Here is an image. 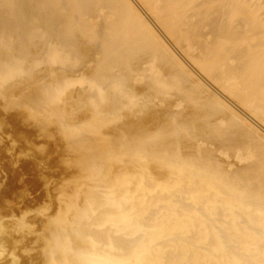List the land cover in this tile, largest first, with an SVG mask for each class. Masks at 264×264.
Returning a JSON list of instances; mask_svg holds the SVG:
<instances>
[{
  "label": "bare ground",
  "instance_id": "bare-ground-1",
  "mask_svg": "<svg viewBox=\"0 0 264 264\" xmlns=\"http://www.w3.org/2000/svg\"><path fill=\"white\" fill-rule=\"evenodd\" d=\"M39 64L53 85L33 77ZM73 81L93 129L127 113L95 135L75 238L98 217L121 236L93 249L127 258L108 264H264V0H0V87L25 82L40 110ZM117 152L132 171L111 173ZM52 250L43 264H61ZM78 250L73 263L92 261Z\"/></svg>",
  "mask_w": 264,
  "mask_h": 264
},
{
  "label": "rangeland",
  "instance_id": "rangeland-1",
  "mask_svg": "<svg viewBox=\"0 0 264 264\" xmlns=\"http://www.w3.org/2000/svg\"><path fill=\"white\" fill-rule=\"evenodd\" d=\"M152 27L161 39L167 43V40L162 36V34H160V32H158L153 25ZM167 45L172 50L169 43H167ZM39 65L40 67L38 65L33 67V72L35 71L33 73V77L35 78L39 76L43 82L47 81V84L53 85L55 83V79L51 80L53 78H51L52 76L49 74L48 67L45 68L46 65L44 64ZM41 67L43 68L41 69ZM73 82H71L70 87L68 86L64 89L65 91H62L64 93L60 99L58 97V94L60 96V93L54 91L53 88L52 91L56 92L57 95L55 96L56 101H52L54 104L51 102L53 105L52 107L49 104L46 108L40 109L41 111L34 110L35 108L29 105L26 106L27 102L25 103L24 100L26 97H22V86L26 84L25 82L22 86H20L21 89H14L15 92L13 89H11L12 91L10 90L11 92L9 91L10 93L7 91L12 87V84L14 85L15 83H12L11 87H9L10 84L8 86L5 85L4 88L0 87V264H27L28 262L31 264H43L44 257L53 248L55 249L52 251H56L55 255H57L61 264H85L88 262V260L83 262L79 261V259V262H77V260L74 263L72 262V258L78 248L79 252L76 254L77 256L81 255L82 252L84 253L82 250H88V256H90L89 260L92 261L86 264H102V261L106 264L110 263L105 261V259L119 262L121 261L120 257L127 260V258H125V254L120 255L123 253L121 251V253L116 252L120 253L118 254L120 257L117 258L118 255L114 252L110 253V249L107 250V253H110V255L105 253L106 250L96 253V249H93L96 242L102 243L108 240L110 231H105L107 229L105 226L109 225L112 227V221L107 220L109 221V224L103 225L101 223L104 220V222H106V219L90 217L88 222L86 221V224L83 223L88 226L87 231H85L86 233L82 234V236L80 235L81 238H79V236L75 238L78 234L77 232L75 236L73 235L74 233L72 228L74 227L73 230L76 229L75 223L80 218L79 214L81 215L82 211L89 209L86 205L88 206V203L91 201L90 196L88 197V193H91V189H89V187L91 185L90 182H92L94 178L91 179L92 176L88 171H86V166L87 163L90 162L89 160L91 159V156L93 157L97 153L96 150L101 148L93 143V140L96 139L95 135L99 134V132H110L112 128L115 129L114 127L123 128V126L125 127L124 124L127 123V113H123L121 116L123 120L120 119L121 122L117 120L116 122L111 121L112 125L103 123L107 125H104V127L98 126V128L93 129L95 124H93L94 120L92 118L93 116L91 110L83 108L82 105L77 103L72 95V93L74 94L75 90L78 89V86L81 87V81ZM19 84L21 83H18V85ZM18 85H14V87H17ZM26 86L28 87L27 84ZM19 90H22L20 91L22 92V95H20L21 97L18 94ZM8 93H12L13 95L16 94L19 98L23 99L19 100L18 96L14 95L16 97L15 98L13 95L9 96ZM25 93V95H27L30 92L27 90ZM58 99L60 103L57 102ZM22 101L24 103L21 105ZM55 102L58 104L56 105ZM48 107L50 109H48ZM43 110H45L48 114L44 113L45 111L43 112ZM54 110L57 111V113H60V118L63 119L62 122L65 120L63 123L65 128V125H77L76 128L78 129L70 128L71 131L74 129L77 131L79 130L82 134H80L79 131V135H77L78 133L72 132V136H69L68 131L65 134L62 130L63 127L60 126L62 125L61 120L58 123L55 121L57 119L53 116L56 114H53ZM50 112H53V115ZM68 116H70L71 119ZM90 116H92V120ZM74 122L75 124H73ZM108 122L110 123V121ZM59 123L61 124L59 125ZM85 123L90 124L88 126L91 128V133H89V127L85 125ZM68 137L71 139L73 138L74 140H71ZM67 142L69 143L67 144ZM78 144H81L82 146ZM93 146L96 148L94 149ZM120 153L117 152L116 154L118 158L119 156L120 158L122 156V160L119 159L117 162V159L115 158L109 161V169L112 171L111 173H116L118 171H120V173H124V171H132L131 166L134 163L132 162L131 165V163L128 162L129 159H125L123 153ZM71 154H77V156H72ZM119 163H121V165H119ZM148 168L147 169L151 173L157 174L156 172L159 173L160 171V165L158 164H152V166L150 164ZM88 170L91 171L89 168ZM144 170L146 171L145 165ZM136 180L138 179L136 178ZM134 185L137 184L134 183ZM134 185H132V187H134ZM135 187L137 188L138 186ZM88 199L89 202L86 203ZM81 208L84 209L82 210ZM78 211L81 213L78 214ZM77 217L79 218L77 219ZM79 222L76 224H81ZM100 225H103L102 229H99L101 228ZM103 228H105V230ZM116 232L110 234H113L112 241H117V239L119 240L121 236V233ZM57 234H59L58 236H60V238L62 235V241H64L63 236H65V234H70L68 238H66V236L64 237L67 240L64 242L63 246L59 245L63 244L60 242V239V241H58L60 243H56L57 239L55 241V238H59L56 236ZM71 235L74 237H71ZM55 244L58 245L55 246ZM73 260L75 259L73 258Z\"/></svg>",
  "mask_w": 264,
  "mask_h": 264
}]
</instances>
